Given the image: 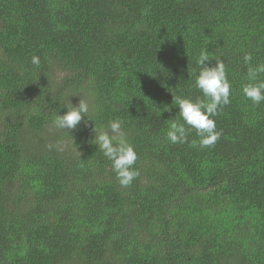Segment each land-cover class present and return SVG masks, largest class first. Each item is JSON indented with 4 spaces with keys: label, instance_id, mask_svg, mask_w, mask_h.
Instances as JSON below:
<instances>
[{
    "label": "trees",
    "instance_id": "1",
    "mask_svg": "<svg viewBox=\"0 0 264 264\" xmlns=\"http://www.w3.org/2000/svg\"><path fill=\"white\" fill-rule=\"evenodd\" d=\"M204 49L232 84L222 134L172 144L174 98L202 97ZM247 52L264 63V0H0V264H264ZM80 99L87 117L55 128ZM115 119L138 154L126 188L93 140Z\"/></svg>",
    "mask_w": 264,
    "mask_h": 264
},
{
    "label": "clouds",
    "instance_id": "2",
    "mask_svg": "<svg viewBox=\"0 0 264 264\" xmlns=\"http://www.w3.org/2000/svg\"><path fill=\"white\" fill-rule=\"evenodd\" d=\"M212 59H215V65L209 66L206 62ZM243 61L248 66V83L242 85V93L254 105H260L264 103V79H260L264 75V63L253 65V55L250 52L244 54ZM31 62L38 67L40 59L33 56ZM196 64L199 71L194 73L195 87L202 93V97L174 98L179 108L178 118L172 119L166 137L172 144H183L194 130L200 138V147L207 148L213 146L222 134L217 130L215 117L224 106L231 103L232 84L228 79L226 62L221 57L211 56L207 49L201 50ZM89 107L84 99H80L77 105L70 102L69 106L64 107L67 110L63 114H56L52 123L57 129H76L87 117ZM123 123L122 120L115 119L110 120L103 130L94 127L93 140L97 149L111 161L120 186L126 188L140 176V171L134 167L138 154L123 131Z\"/></svg>",
    "mask_w": 264,
    "mask_h": 264
}]
</instances>
